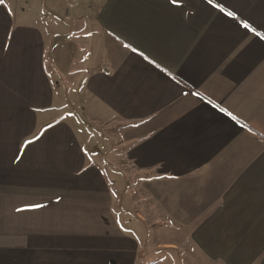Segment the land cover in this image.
I'll return each mask as SVG.
<instances>
[{
    "label": "crops",
    "instance_id": "obj_1",
    "mask_svg": "<svg viewBox=\"0 0 264 264\" xmlns=\"http://www.w3.org/2000/svg\"><path fill=\"white\" fill-rule=\"evenodd\" d=\"M164 250L264 264V0H0V264Z\"/></svg>",
    "mask_w": 264,
    "mask_h": 264
},
{
    "label": "rangeland",
    "instance_id": "obj_2",
    "mask_svg": "<svg viewBox=\"0 0 264 264\" xmlns=\"http://www.w3.org/2000/svg\"><path fill=\"white\" fill-rule=\"evenodd\" d=\"M88 121L90 120L88 119ZM90 125H92L93 127L95 126V124L93 123H91ZM97 130L100 131L98 133H100L102 136L107 138L109 142L108 148L118 153L124 150L125 147H123L122 143L125 138L124 137L125 130L123 129V125L121 123H116V122H112L109 124L107 123ZM112 162L114 166V171L119 170L121 172L119 177L117 176L118 173L115 172L113 178L111 180H108L110 188L113 193V197L115 198L114 200L117 203L118 199L120 201L121 197H123L124 195L123 190H127L130 188L132 189V187L134 188L135 186H137V184L140 183V177L138 175H135L137 173L133 171L134 168L132 169L131 165L127 164L124 159L116 158ZM137 197L142 198L143 196L140 195L139 193V196ZM158 233H159V238L175 240L177 243H180L181 239H183V229L178 227H172L168 225L161 226L160 228H158ZM149 237L151 240L155 239L156 233H151ZM184 254L185 253H183L182 250L179 252L178 251L169 252L164 250L159 253V257L161 259L166 260L165 264H168V262L170 263L171 260L173 264H185L184 262L186 260L184 259ZM196 262L197 260L194 259V261L191 262V264H195Z\"/></svg>",
    "mask_w": 264,
    "mask_h": 264
},
{
    "label": "snow or ice",
    "instance_id": "obj_3",
    "mask_svg": "<svg viewBox=\"0 0 264 264\" xmlns=\"http://www.w3.org/2000/svg\"><path fill=\"white\" fill-rule=\"evenodd\" d=\"M246 27H247V25H246Z\"/></svg>",
    "mask_w": 264,
    "mask_h": 264
}]
</instances>
